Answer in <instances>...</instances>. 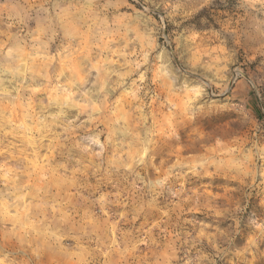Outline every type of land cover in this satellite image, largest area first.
<instances>
[{"label":"rangeland","instance_id":"1","mask_svg":"<svg viewBox=\"0 0 264 264\" xmlns=\"http://www.w3.org/2000/svg\"><path fill=\"white\" fill-rule=\"evenodd\" d=\"M0 264H264V0H0Z\"/></svg>","mask_w":264,"mask_h":264}]
</instances>
